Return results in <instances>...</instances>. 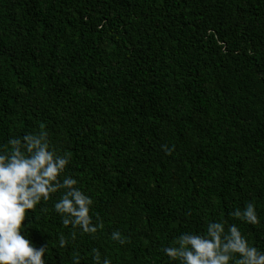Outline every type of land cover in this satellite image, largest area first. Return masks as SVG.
I'll return each instance as SVG.
<instances>
[{"label": "trees", "instance_id": "16d2710c", "mask_svg": "<svg viewBox=\"0 0 264 264\" xmlns=\"http://www.w3.org/2000/svg\"><path fill=\"white\" fill-rule=\"evenodd\" d=\"M40 132L96 229L60 187L25 221L45 264H173L209 222L264 251V0H0V153Z\"/></svg>", "mask_w": 264, "mask_h": 264}, {"label": "clouds", "instance_id": "9594fccd", "mask_svg": "<svg viewBox=\"0 0 264 264\" xmlns=\"http://www.w3.org/2000/svg\"><path fill=\"white\" fill-rule=\"evenodd\" d=\"M8 145L0 153V264H45L47 247H36L24 235L28 214L62 187L67 193L55 204L56 211L72 216L85 233H94L93 201L76 187L75 179L60 184L69 159L50 149L45 132L10 139ZM232 215L246 224L260 223L253 203ZM112 239L119 240V233ZM163 251L173 264H264V251L252 246L236 225L223 222H209L203 235H182Z\"/></svg>", "mask_w": 264, "mask_h": 264}]
</instances>
